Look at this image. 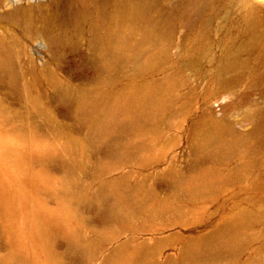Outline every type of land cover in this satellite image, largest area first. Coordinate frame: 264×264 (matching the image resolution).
<instances>
[{"label":"rangeland","instance_id":"rangeland-1","mask_svg":"<svg viewBox=\"0 0 264 264\" xmlns=\"http://www.w3.org/2000/svg\"><path fill=\"white\" fill-rule=\"evenodd\" d=\"M47 1L0 0V264H264V0Z\"/></svg>","mask_w":264,"mask_h":264},{"label":"bare ground","instance_id":"bare-ground-1","mask_svg":"<svg viewBox=\"0 0 264 264\" xmlns=\"http://www.w3.org/2000/svg\"><path fill=\"white\" fill-rule=\"evenodd\" d=\"M72 0H48L47 2H44L47 5H51V4H67L69 2H71ZM42 3V2H41Z\"/></svg>","mask_w":264,"mask_h":264}]
</instances>
